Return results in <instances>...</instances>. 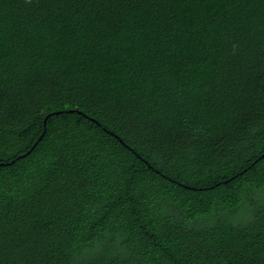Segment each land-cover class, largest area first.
I'll return each mask as SVG.
<instances>
[{"label": "trees", "instance_id": "trees-1", "mask_svg": "<svg viewBox=\"0 0 264 264\" xmlns=\"http://www.w3.org/2000/svg\"><path fill=\"white\" fill-rule=\"evenodd\" d=\"M0 264H264V0H0Z\"/></svg>", "mask_w": 264, "mask_h": 264}, {"label": "water", "instance_id": "water-1", "mask_svg": "<svg viewBox=\"0 0 264 264\" xmlns=\"http://www.w3.org/2000/svg\"><path fill=\"white\" fill-rule=\"evenodd\" d=\"M44 122H45V120H44Z\"/></svg>", "mask_w": 264, "mask_h": 264}]
</instances>
